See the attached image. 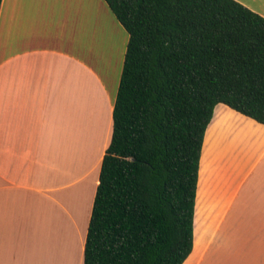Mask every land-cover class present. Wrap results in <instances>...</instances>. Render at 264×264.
Returning a JSON list of instances; mask_svg holds the SVG:
<instances>
[{"label":"crops","instance_id":"1","mask_svg":"<svg viewBox=\"0 0 264 264\" xmlns=\"http://www.w3.org/2000/svg\"><path fill=\"white\" fill-rule=\"evenodd\" d=\"M235 1L264 18V0ZM114 33L111 92L97 65L112 66ZM128 41L104 0H2L0 264H84ZM202 186L217 219L198 264H264V125L217 105L195 217Z\"/></svg>","mask_w":264,"mask_h":264},{"label":"trees","instance_id":"2","mask_svg":"<svg viewBox=\"0 0 264 264\" xmlns=\"http://www.w3.org/2000/svg\"><path fill=\"white\" fill-rule=\"evenodd\" d=\"M104 2L129 41L84 264H183L216 106L264 125V18L235 0Z\"/></svg>","mask_w":264,"mask_h":264},{"label":"rangeland","instance_id":"3","mask_svg":"<svg viewBox=\"0 0 264 264\" xmlns=\"http://www.w3.org/2000/svg\"><path fill=\"white\" fill-rule=\"evenodd\" d=\"M112 39L115 41L116 45V51L115 53L112 52L110 47L108 48L109 55L112 56L111 60V65L109 66L108 63L104 62V64H99L97 65V68L101 74V76L104 79L105 84L107 85L108 89L112 92L113 91V84L114 80L113 79L116 75V72L119 70V65L118 61L120 58V50L119 48L121 47V38L118 33H114V35L109 36L110 42H112ZM109 42V45L112 46V43ZM111 51V52H110ZM111 53V54H110ZM110 60V57H109ZM213 134L212 132H208L206 136V141H205V158L208 159V151L210 149V146L212 145V139H213ZM203 200H204V194H203V186L200 190V195L198 199V205H197V210H196V217H195V227H194V234H195V245H194V250L191 255V257L184 263V264H198L200 261L205 246L208 242V238L215 229L216 226V219L211 218L210 212L206 210V208L203 206Z\"/></svg>","mask_w":264,"mask_h":264},{"label":"bare ground","instance_id":"4","mask_svg":"<svg viewBox=\"0 0 264 264\" xmlns=\"http://www.w3.org/2000/svg\"><path fill=\"white\" fill-rule=\"evenodd\" d=\"M107 41L110 42L109 39H108V40L106 39V42H107ZM112 41H113V40H112ZM110 43H112V42H110ZM76 115H77V114H76ZM76 115H75V116H76ZM78 115H79V114H78ZM75 119H76V118H75ZM70 126H72V125H70ZM70 126H68L69 129H70ZM66 127H67V126H66ZM72 127H73V129H75V128L77 127V125H76V127H74V126H72ZM72 127H71V129H72ZM66 129H67V128H66ZM69 129H68V131H69ZM61 130H63V128H62ZM78 130H79V129H78ZM68 131H67V132H68ZM78 132H79V131H78ZM78 132H77V135H78ZM71 133H72V130H71ZM74 133H75V132H74ZM83 133H84V132H83ZM81 134H82V133H80V135H81ZM90 134H91V133H90ZM63 136H64V135H63ZM73 136H74V134H73ZM67 137H68V134H67ZM70 137H71V136H70ZM79 137H80V136H79ZM73 138H74V137H73ZM76 138H77V136H76ZM82 138H83V136H82ZM77 139H78V138H77ZM77 139H76V140H77ZM79 139H80V138H79ZM73 140H74V139H73ZM59 142H60V140H59ZM75 142H76V141H75ZM79 145H80V142H79ZM55 146H56V145H55ZM81 147H82V145H81ZM89 149H90V148H89ZM89 152H90V151H89ZM80 153H81V152H80ZM88 154H89V153H88ZM92 154H93V152H92ZM92 154H91V155H92ZM77 155H78V154H77ZM79 155H80V154H79ZM80 156H81V155H80ZM80 156H79V157H80ZM79 157H78V158H79ZM85 157H86V152H85ZM85 157H84V158H85ZM76 158H77V157H76ZM81 158H82V156H81ZM91 159H92V157L90 158L89 161H91ZM83 160L85 161V159H83ZM71 161H72V160H71ZM84 161H83L82 165L84 164ZM87 161H88V158H87ZM62 162H63V161H62ZM74 162H75V161H74ZM80 163H81V160H80ZM80 163H79V165H80ZM74 164H75V163H74ZM76 164L78 165V163H76ZM67 165H68V164H67ZM71 165H72V163H71ZM86 166H87V165H86ZM68 167H69V166H68ZM70 167H71V166H70ZM75 167H76V166H75ZM71 168H72V167H71ZM71 168H70V169H71ZM81 169H82V168H81ZM73 177H74V176H73ZM70 178H71V177H70ZM70 184H71V183H70Z\"/></svg>","mask_w":264,"mask_h":264}]
</instances>
